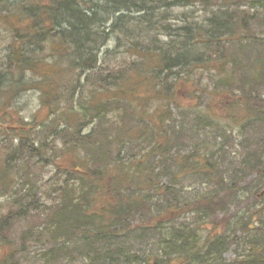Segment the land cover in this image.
I'll return each mask as SVG.
<instances>
[{"label": "trees", "instance_id": "1", "mask_svg": "<svg viewBox=\"0 0 264 264\" xmlns=\"http://www.w3.org/2000/svg\"><path fill=\"white\" fill-rule=\"evenodd\" d=\"M183 1L182 5H190L194 0ZM215 3L217 9L206 25H185L177 36L180 39H171L158 49L152 37L158 20L163 22L159 9L172 4L164 0H0V24L12 37L8 66L19 75L15 80L0 74V84L4 85L0 91L36 90L41 108L48 111L40 123L36 117L34 122L22 121L13 115L15 99L10 95L0 98V138L13 136L20 147L30 139L25 147L30 151L28 156L45 157L59 172L50 190L36 192L28 173V157L15 159L16 165H10L11 155L2 147L0 195H9L12 208L1 215L0 248L8 247V253L0 256V264H264V227L255 223L264 218V137L248 153L244 168L239 167L244 174L252 170L262 181L257 190L253 185L252 193L258 202L254 209L259 219L251 222L253 227L230 221L226 225L229 235L224 237L205 229L209 223L217 226L215 217L226 216L231 206V200L227 203V198L206 188L210 181L230 188L220 167L213 164L218 161L216 153L199 150L197 144L190 152L171 156V107L182 88L175 86L181 84L179 81L168 83L174 68L186 75L214 64L222 76L230 67L229 81L222 79L220 84L222 89L232 87L224 93L232 98L236 115L244 111L231 122L235 127L247 126L249 132L264 127V55L251 61L243 46L244 40L264 44V38L255 34L257 18H264V0ZM117 30L121 36H115L116 45L126 42L127 50L137 54L136 62L131 67L126 61L119 63L114 81L96 92V104L90 107L94 98L79 94V80L74 85L75 79L96 71L103 49ZM230 45L241 57L225 56ZM107 54L109 50L105 57ZM168 71V79H161ZM29 73L36 80L28 81ZM111 78L101 79L102 84ZM233 86L238 93L233 92ZM155 103L159 105L151 110ZM161 105L164 112H158ZM139 109L142 116H138ZM87 112L96 123L91 131L86 135L71 133L86 119ZM111 115H117L115 122L108 121ZM51 119L65 126L71 136L61 149L68 155L63 157L65 163H58L61 157L53 149L41 153V140ZM209 119L208 123H214L215 119ZM197 127L193 125L191 130L194 136L200 135ZM133 145H139L143 152L148 148L136 158ZM169 159L176 163L181 180L198 178L206 190L196 189L189 201L183 188L178 189L179 178L160 183L165 172L157 170L165 168L162 163ZM232 186L236 188V184ZM189 215L193 220L190 225L184 222ZM21 220L32 224L14 240L12 228ZM239 231L245 235H238ZM158 236L161 242L156 243ZM231 249L235 258L228 262L224 255Z\"/></svg>", "mask_w": 264, "mask_h": 264}, {"label": "rangeland", "instance_id": "2", "mask_svg": "<svg viewBox=\"0 0 264 264\" xmlns=\"http://www.w3.org/2000/svg\"><path fill=\"white\" fill-rule=\"evenodd\" d=\"M164 1L172 4L159 9V13L164 14V17L161 18L163 22H160V19L158 20V25L156 26L152 37V40L156 42L154 45L158 49L161 46H164L167 42L171 41V39H180V37L177 36L183 33L180 29H182L185 25H206L212 11L217 9L215 3L216 0H207L206 2H203V0H194L190 5H182L184 2L183 0ZM4 6L6 7V1L4 2ZM262 16L264 17L263 12ZM111 25L112 23L108 24V26ZM256 25L259 28L255 30V34L264 38V18H257ZM118 31L120 30H117V34L113 35L110 43H108L103 49V53L101 54L100 61L98 63V68L95 69L96 71L80 74L75 79L74 85H76V81L79 80L78 93H83L86 98H94L96 92L99 91L102 86L107 87L114 81L115 75L113 72L117 69L119 63L126 61L131 67L133 63L136 62L137 54L127 50L129 46H126V42H124V45H116L115 36H121V32ZM235 39L243 40L242 37H237ZM11 41L12 37L10 31L6 26L0 24V74L8 79L15 78V80H17L19 75L8 66L9 46ZM244 41L243 46L247 48V51L249 52L248 56L251 61H255L259 55H264V44H256L247 40ZM228 48L230 50L225 54L226 57H229V59L232 57H241V54L237 52L235 46L232 47V45H230ZM108 50L109 54L105 57V53ZM104 60L105 64L102 65ZM100 67H102L101 70H99ZM217 70L218 68L215 69V65L213 64L210 67L203 66L199 69L189 71L186 75H182V70L174 68L170 72V79H168V75H170L169 71L160 75V78L163 80L168 79V83H176L175 81H179L181 84L178 83L175 86H182L181 92L178 94V101L175 106L171 107V120L169 123L174 128L170 139V149L174 150L171 156L176 155L179 151L190 152L197 144V148L199 150H211L215 152L218 161L213 164H215L216 168L220 167L223 172V181L230 187L229 189L225 186L218 187L213 181H210L206 187L209 189V193L219 194L220 198H227V203L231 200L229 213L226 216L225 214H221L215 217L214 221L217 226L209 223L205 228L211 229L214 235L222 234L224 237L229 235L226 225L230 221L235 222L236 220H239L238 224H241V226L244 225V222H247L249 226L253 227L251 222L258 221L259 219V217L255 215L257 209H254V206H256L258 202L252 193L254 191L253 185H255L257 190V188L259 189L261 187L260 184L262 181L260 180L258 174L252 173V170L249 173L244 174L241 170H239V167L244 168V160L247 158L248 153H251L253 149H256V145L258 144L257 141H261L264 137V127L259 126L255 131L249 132L247 131V126L244 128L234 126L235 124L231 122V120H233L232 118L238 120L236 118L241 117L244 111L242 110V113L239 116L236 115V109H232L234 107L232 98L227 96L228 94L224 93V91L232 89V87L222 89L223 86L220 84L222 79L228 80L231 68L229 67L227 74L222 76L218 74ZM215 72H217V74ZM67 75L69 76L70 74L68 73ZM110 75L112 77L111 81L102 84L103 82H101V79ZM175 78L176 80H174ZM182 78H186L188 81L184 82L185 80H182ZM27 80H36V77L29 73ZM186 83L189 84L186 85ZM0 87V89H4V85L2 86V83L0 84ZM233 92L238 93L234 86ZM8 93L6 94L4 90H1L0 98L3 100L7 95H10V97L15 99L16 102L13 107V115L15 119L34 122L33 119L36 117V121L38 123L46 119L48 111H44V109L41 108V97L36 90H31L25 93H17L14 90L13 92L10 91ZM196 93H198V96H196ZM262 97L264 99V96ZM95 100H97V98H94V101H92L89 105L90 107H93L91 105L96 104ZM156 105L159 104L155 103L151 110H154ZM179 108H181V110H178ZM164 111L165 109L161 105L158 108V112ZM138 116H142V111H140V109L138 110ZM91 117L92 116L88 113L86 119L77 123L71 133L81 131L82 135L88 134L93 125L96 124L92 123ZM116 117L117 115H111L108 118V121L115 122ZM209 117L215 119L214 123L207 122L209 120L211 121ZM261 119L262 116L260 120ZM107 123L110 124V122ZM197 124V129H199L200 135L198 134V136H194L193 133H191V130L193 129V125ZM180 125H182L183 128H181ZM258 125V123H253V126ZM217 128L219 130H217ZM46 132L47 133L44 134L41 140L43 143V151L41 150V153H45L46 151H51L53 149L55 151V155L61 157L57 160L58 163H65L66 160L63 159V157L68 155L62 154L61 149L64 146V142L71 140V136H69V133H66L65 131V126L58 125L54 119H51ZM29 140L30 139L26 140V144L20 147L19 140L17 138L15 139L13 136H11L9 140H7V138H0V151L3 150L2 147H6V154L11 155L9 163L13 166L16 165L13 160L18 158L23 160L25 157H28V173L31 175L30 178L34 182V190L36 192H47L50 190V185L59 179V172L56 173L57 165L52 162H47L45 157L33 156L34 154L32 156H28L30 151L25 147ZM204 141H207V143L202 145ZM250 144H253V146L249 149V146H251ZM36 147H38V142H36ZM147 148L148 145L145 148V152ZM132 152L136 158H139L145 153L142 149H140L139 145H133ZM219 156L222 157L219 159ZM262 157L264 162V153L262 154ZM39 160L41 162H34ZM144 161L145 160H143V162ZM252 163L254 164V157L252 159ZM162 164H164L165 168L161 167V169L157 170L160 173L165 172V175L160 180V183L167 184L169 182V178H179L177 179L179 181L176 182L178 189L183 188L184 194L186 197H189V201L193 200L191 195L196 191V189H199V192L206 190L205 187H201V183L198 178H192L191 180L186 178L185 180H181L180 175L176 171L177 165L172 159H169V161L163 162ZM230 172H232V174H229ZM234 175L235 178H232ZM232 184H236V188L233 187ZM262 189H264V187ZM232 191L234 192L233 194H231ZM241 193H243V196L239 197V194ZM11 202L12 201L10 200L9 195H0V221L3 220L1 215H5L12 208ZM44 202H46V199H44ZM190 217H192V215L187 216V221H184L189 225V222L192 223L193 221ZM24 223L25 220L17 221V223H15L11 232L13 237L12 239L17 240L24 227L32 224L26 225ZM255 223L260 225L263 224L264 227V218H262L260 222ZM176 224H179V222H176ZM257 224H255V227ZM167 226L168 224L165 225V229ZM162 231H164V228L161 229V232ZM203 234L205 235V232ZM238 235H245V233L242 234L239 231ZM158 238L159 236L156 237V240ZM159 242L161 241H156V243ZM7 253L8 247L0 248V256H6ZM234 258L235 254L233 249L224 255V259L228 262L233 261ZM30 260L31 262L34 261L32 256H30ZM35 264H42V262L38 261Z\"/></svg>", "mask_w": 264, "mask_h": 264}]
</instances>
